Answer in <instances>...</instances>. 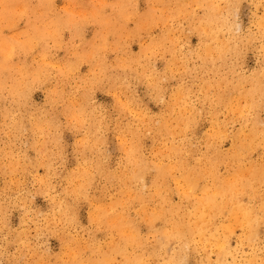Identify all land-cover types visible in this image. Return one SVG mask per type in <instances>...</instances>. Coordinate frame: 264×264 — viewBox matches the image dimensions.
I'll list each match as a JSON object with an SVG mask.
<instances>
[{"label":"rangeland","instance_id":"374dc122","mask_svg":"<svg viewBox=\"0 0 264 264\" xmlns=\"http://www.w3.org/2000/svg\"><path fill=\"white\" fill-rule=\"evenodd\" d=\"M232 1L224 2L233 10L224 32L237 38L239 51L228 53L220 73L263 79L264 0ZM173 2L186 11L172 15L159 1L154 23L139 33L133 9L116 34L75 3L67 12L63 0L53 11L17 12L11 26H0L14 40L12 75L0 85V264H264L263 214L251 232L219 212L216 241L212 215L203 216V235H189V224L173 228L177 220L194 223L185 214L216 180L208 169L231 175L224 157L241 127L216 101L223 83L202 71L207 62L210 74L219 73L204 55L213 42L209 27L199 28L211 5ZM257 98L264 119V91ZM221 109L232 134H214L212 115ZM246 154L238 166L262 163L264 146ZM134 159L147 164L142 178L134 176ZM158 166H170L165 180ZM193 168L203 174L188 195L184 173ZM237 194L257 207L264 183ZM165 234L167 248L160 245ZM180 242L185 256L177 253Z\"/></svg>","mask_w":264,"mask_h":264},{"label":"bare ground","instance_id":"6f19581e","mask_svg":"<svg viewBox=\"0 0 264 264\" xmlns=\"http://www.w3.org/2000/svg\"><path fill=\"white\" fill-rule=\"evenodd\" d=\"M54 1L55 0H0V26H11L13 16L20 11H53L55 10ZM63 1L66 4L65 7L67 12H75L72 9L73 4L75 3L77 4L78 9L90 11L94 16H98L95 18L100 20V23L103 25V27L107 28L109 32H115L116 34L123 32L125 21L129 15V9H133L135 12L133 18L136 19L138 25L136 28V33L149 29L151 24L154 23L156 3H159V1L163 3L162 10H167L172 15L186 11V5L184 3L174 6V0H95L97 3L90 4L87 7L79 4V0ZM163 1H167L168 3ZM198 1L201 2V4L203 3V7L207 4H209V6L211 5V14L207 16L204 15L200 17L201 19L199 18V28L201 29V27L204 25L209 27L206 34L210 36L213 42H208L206 44L204 55H208L209 58H206V61H208V64H212V70H214L215 73H219L217 76L210 74L207 62L203 65L202 71L206 72L207 78H215L219 83H223L224 86H231L230 90L227 88L229 90L227 91L222 87V84L221 88L217 91L216 101L226 103L227 111L231 112L234 118L240 119L241 127L236 133H233L235 135L232 139V142L235 140V136H237L235 147L232 148L230 153H226V156L224 157L226 165L233 166L231 168V175L226 177V179L221 177L218 173L213 172L212 169H208L210 173L215 175L216 180H213L211 187L204 188L203 198L201 197L196 200H192L195 201L192 205V211H190L188 214H185V216H187L189 219L195 218L194 223H187L183 220H177L174 224L175 227L173 228H175L176 232L179 233L181 230H183L180 228L181 226H184V224H189V235L192 236L196 231L203 235L205 230L202 225L203 216L205 214L212 215L213 218L210 221L212 228L211 239L216 241V237L220 236L217 233L218 228L215 226V217L219 214V212H225L224 214L228 212L230 217H233L234 222L249 224L251 232L255 231L256 229L254 226L259 225L262 221L261 219L259 220L257 214L260 213L264 215V194H259V205L257 207H246L243 201L240 199L241 197L237 194L238 189L249 190L254 188V190H256V185L258 182L264 183V161H262V163H258L256 162L257 160H252L250 163L246 162L248 165L238 166L239 163L248 157L246 153L250 148L256 149L260 145L264 146V140L259 142L257 141L259 134L264 133V119L261 117V114L257 113V110H260L258 107L260 103L257 101L259 100L257 95L261 92V90L262 93L264 91V78L261 79L260 77H257L250 80L241 74L236 77H229L228 75L220 73V70L223 69L228 53L239 51V44L236 40L237 38L235 39L231 34L224 32L226 25L228 26V29L231 27L232 21L230 19V15L233 14V10L230 8L232 5H229L232 4L233 1L231 0L232 2L230 4H224L225 1L227 2V0H223L224 5L220 0H213L214 2L211 0ZM235 1L237 0H234V2ZM239 1L241 0H238L237 2ZM67 3L72 5L68 6ZM141 4L142 6H140ZM232 8L236 9L234 6ZM98 10L101 11L99 12ZM108 15H111V17H108ZM153 40L154 43H156V40ZM118 44L121 45V43ZM13 47L14 40L12 32L9 34L0 33V55L2 59L0 60V85L3 83L4 79L11 77L12 75L10 58H12ZM109 47L112 48V45H109ZM217 62L219 65H217ZM153 80H156L155 77H153ZM246 82L251 84L250 88L246 86ZM12 88L13 90H16L17 85ZM240 97H245L243 104L241 100L242 98L240 99ZM221 112L222 109L218 110L212 115L214 122L213 124L217 127L214 134L218 136L232 134L228 129L227 120L221 119ZM247 122H249V128L246 130L245 128L247 126ZM170 132L171 131H169V133ZM222 151V149H219L217 156H222ZM134 165V176L136 178H142L147 164L143 163V161H139V159H134ZM158 167L162 179L165 180L169 174L170 166ZM202 174V172L197 171L194 168L185 170V192L188 195H195L193 189L196 187V181L198 177ZM237 184L239 187H236ZM227 191L231 192L233 195V199L230 201L232 203H228L224 199V196L228 193ZM254 193L257 194L260 192L256 191ZM231 204H233V207L230 209L229 205ZM240 218L241 220H239ZM250 236L252 239H254L253 234ZM131 242H133V239H130V237L125 239L126 244H133ZM169 243L170 237L168 234H165L164 240L162 243H160V245L164 248H167ZM180 243L182 246L178 249L177 253L182 251L183 253L181 256H185V242ZM218 244L223 251H227L229 249L226 242L222 245L218 240ZM122 249L124 250V248ZM176 262L177 261L174 260V263Z\"/></svg>","mask_w":264,"mask_h":264}]
</instances>
